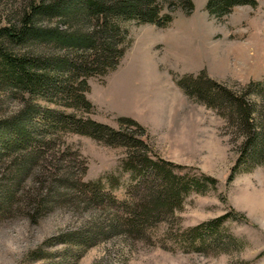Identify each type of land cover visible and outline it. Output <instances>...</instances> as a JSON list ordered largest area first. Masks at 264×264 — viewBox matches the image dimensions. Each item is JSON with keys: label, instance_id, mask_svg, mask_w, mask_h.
Wrapping results in <instances>:
<instances>
[{"label": "trees", "instance_id": "1", "mask_svg": "<svg viewBox=\"0 0 264 264\" xmlns=\"http://www.w3.org/2000/svg\"><path fill=\"white\" fill-rule=\"evenodd\" d=\"M173 1L185 14L193 10L192 0ZM255 4L256 0H207L206 11L220 19L236 7ZM16 15L0 26V94L22 104L17 112L0 116V156H14L22 175V213L27 211L32 222L66 203H84L91 212L80 226L44 241L26 262L77 264L88 249L114 237L170 252L217 256L240 250L242 242L225 229L231 214L191 227L181 225L178 212L185 199L215 189L216 179L153 155L144 129L129 118H120L114 129L88 117L93 111L86 98L88 79L105 76L119 65L130 45L124 24L165 28L173 19L170 12H164L157 0H28ZM176 85L242 131L229 181L264 161V105L255 106L248 98L260 93L262 83H249L243 93H236L201 72L177 79ZM64 134L126 150L120 167L130 182L123 200L113 195L118 178L109 176L105 184L84 181L87 167L82 160L77 168L70 165L68 146L61 148ZM37 169L50 180L44 179L31 197L34 190L25 183ZM13 186L2 191L0 204L13 201ZM69 192L77 199L74 203L66 200ZM32 210L35 213L29 215ZM39 210L45 212L38 214ZM56 245L65 248L50 254L47 249Z\"/></svg>", "mask_w": 264, "mask_h": 264}, {"label": "rangeland", "instance_id": "2", "mask_svg": "<svg viewBox=\"0 0 264 264\" xmlns=\"http://www.w3.org/2000/svg\"><path fill=\"white\" fill-rule=\"evenodd\" d=\"M157 1L164 12H170L171 23L165 28L135 21L124 24L130 45L119 65L105 76L88 79L86 98L93 105L88 117L114 129L119 128L120 118H129L144 129L153 155L216 179L215 189L203 195L192 193L185 199L178 212L181 225L191 227L231 214L225 229L242 242V247L214 256L211 252H170L114 237L88 249L77 264H264V161L229 181L240 154L242 131L176 85L177 79L201 72L236 93H243L249 83H262L260 93L248 98L255 106H263L264 0H256L255 6L236 7L220 19L207 13V0H192L189 14L175 8L173 0ZM27 2L0 0V26L13 20ZM21 104L16 97L0 94V116L17 112ZM130 130L138 132L136 127ZM62 142L65 146L61 148L68 146L71 166L77 168L78 162L84 161V181L105 184L109 176L118 178L113 195L118 200L125 198L130 176L120 167L124 148L104 146L75 134H64ZM13 159L12 155L0 156V195L14 184L13 201L0 204V264H30L26 262L30 252L59 232L80 226L91 212L84 203H66L32 222L25 216L27 211L22 213V175ZM32 175L25 183L34 190L31 197L48 179L39 169ZM69 193L66 200L74 203V193ZM44 212L39 210L38 214ZM64 248L56 245L47 251L54 254Z\"/></svg>", "mask_w": 264, "mask_h": 264}]
</instances>
